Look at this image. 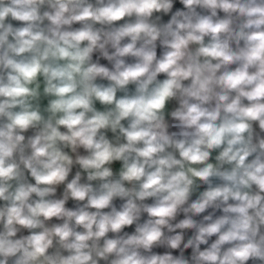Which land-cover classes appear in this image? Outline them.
<instances>
[{
  "label": "clouds",
  "instance_id": "9594fccd",
  "mask_svg": "<svg viewBox=\"0 0 264 264\" xmlns=\"http://www.w3.org/2000/svg\"><path fill=\"white\" fill-rule=\"evenodd\" d=\"M0 264H264V0H0Z\"/></svg>",
  "mask_w": 264,
  "mask_h": 264
}]
</instances>
